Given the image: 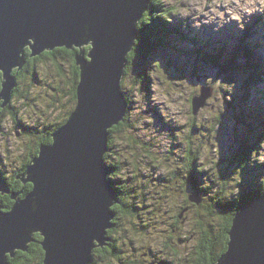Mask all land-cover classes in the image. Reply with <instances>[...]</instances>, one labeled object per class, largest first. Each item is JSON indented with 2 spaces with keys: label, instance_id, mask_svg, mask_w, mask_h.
I'll use <instances>...</instances> for the list:
<instances>
[{
  "label": "rangeland",
  "instance_id": "374dc122",
  "mask_svg": "<svg viewBox=\"0 0 264 264\" xmlns=\"http://www.w3.org/2000/svg\"><path fill=\"white\" fill-rule=\"evenodd\" d=\"M160 26V40L155 33L133 40L122 63L127 114L117 130L108 129L103 158L118 202L93 264H215L228 247L233 214L264 194H254L264 183L257 173L264 170V3L146 0L136 37ZM82 48H48L39 58L24 48L16 54L21 61L9 72L14 82L0 105V177L9 191L0 195L2 209L13 203L11 192L23 198L29 185L21 181L25 170L17 177L21 188L7 184L25 160L28 139L50 137L73 110L71 57L89 53ZM131 52L134 67L127 69ZM32 143L37 150L46 144ZM209 241L210 256L202 250Z\"/></svg>",
  "mask_w": 264,
  "mask_h": 264
},
{
  "label": "water",
  "instance_id": "95a60500",
  "mask_svg": "<svg viewBox=\"0 0 264 264\" xmlns=\"http://www.w3.org/2000/svg\"><path fill=\"white\" fill-rule=\"evenodd\" d=\"M145 4L0 0V105L9 99L14 82L9 72L21 61L16 54L22 48L26 55H36L86 44L89 52L85 56L80 50L72 59L73 110L26 164L24 197L11 192L10 208L0 206V264H9L7 254L14 257L15 249L25 251L33 232L40 237L41 264H93L94 248L108 240L111 207L118 199L103 158L108 129L125 117L122 63L137 40L134 29ZM8 192L0 177V194ZM188 197L197 203L196 195ZM230 223L228 247L215 264H264V194L241 205Z\"/></svg>",
  "mask_w": 264,
  "mask_h": 264
},
{
  "label": "trees",
  "instance_id": "16d2710c",
  "mask_svg": "<svg viewBox=\"0 0 264 264\" xmlns=\"http://www.w3.org/2000/svg\"><path fill=\"white\" fill-rule=\"evenodd\" d=\"M157 8V7H156ZM161 15L162 16H164V17H167L168 18V15L169 14H167V12L165 11V12H162L161 13ZM164 26H163V30H164ZM161 31H162V29H161V26L159 27V31H155V30H153V31H150V30H145L144 31V33H142L141 35H140V37H138L137 38V40H136V42L137 43H141V41H143L147 36L146 35H148L149 33V35L151 36L153 33H155L156 34V37H157V39L158 38H161L162 37V35L160 34L161 33ZM165 31V30H164ZM152 33V34H151ZM139 35V34H138ZM160 40V39H159ZM244 52V51H243ZM45 53H47V52H45ZM44 54V52L41 54V55H38L37 57L39 58V57H42V55ZM131 56H129L128 57V66L129 67H127V69H129V68H133L134 66H131L130 67V65H133V62L135 61V59H134V57H133V52H131ZM71 59H73V57H71ZM72 61V60H71ZM137 66V68L136 69H138V65H136ZM75 71H76V69L74 70V73H75ZM71 75H72V73H71ZM74 77H75V75H73ZM60 77V76H59ZM140 78H139V81H143V77L142 76H139ZM72 90H73V95L71 94L70 95V100H71V103H70V101H68L71 105H73V96L75 97V80H74V88L72 87ZM227 91H229V90H227ZM70 93V92H69ZM232 108V107H231ZM5 109H9V110H11L12 108L11 107H9V106H6V108ZM70 109H72V108H69L67 111H70ZM127 111V110H126ZM126 114H127V112L125 113V117L124 118H126ZM67 115H68V112H67V114H66V117H67ZM66 120V118H64V121ZM13 121H14V116H13ZM15 122V121H14ZM121 122L122 121H120L119 123H118V125H116V126H114V127H112V130L114 131V130H117L118 128H119V126L121 125ZM25 126V125H24ZM23 127V126H22ZM111 130V131H112ZM37 141L34 139V140H29L28 139V141H27V146H29L30 144L32 145L33 143L32 142H35V143H39V141H43V142H45V143H47V142H49L50 140H51V138L50 137H48V136H46V135H39V136H37ZM110 145V144H109ZM33 146V145H32ZM111 146H108V149L110 148ZM36 152H37V146L36 147H34V149L31 151V152H29L28 151V156H27V158L24 160V162H23V164H22V166L21 167H19L16 171H15V173L13 174V176L10 178V180H11V182L9 181V179H7V184H8V188L10 189V190H16L17 188H21V186H22V182L20 181V179L19 178H17L18 177V175H19V173L21 172V170H24L25 169V167H26V164L28 163V161H29V159H31L35 154H36ZM108 152V151H107ZM106 152V154L108 155V153ZM106 154H105V159H106ZM111 171H112V166H110V168H109ZM257 169H259V168H257ZM259 175H261L262 176V178L264 177V170L263 169H260V172H257ZM250 178H255V177H253V176H251ZM19 179V180H18ZM113 180H115V181H117L116 179H113ZM26 187H27V185H25ZM124 191H125V189H123ZM123 190H119V191H122L121 193H123V194H125V192L123 191ZM26 190H24L23 192H25ZM255 191H257V192H255L254 194H259V193H261L262 191H264V183L263 182H261L260 184H259V186H258V189L256 190L255 189ZM254 194L252 195V197L251 198H253V196H254ZM1 195V194H0ZM5 197H7V198H9L8 196H5ZM6 201V200H5ZM240 201V203H242V199L241 200H239ZM7 202V201H6ZM4 203V202H3ZM10 205H11V202L9 203V204H4V206H6L7 208H5V209H8V208H10ZM215 207H216V205H215ZM231 208H233V207H230V209ZM208 210H209V208H208ZM110 234H108L107 233V236H109ZM37 238V240H35L34 242H32L31 244H29V248H28V251L27 252H25V253H20V252H18V254L16 255V256H14L13 258H11L10 259V262H9V264H41V261H42V254H41V249L39 248V246H38V240L40 239V238H38V237H36ZM203 241H201V243H203L204 242V238L202 239ZM112 246H113V248H112ZM108 248H109V251L111 252L112 250H114V248L116 249V246H115V244L113 245V244H111V242H110V245L108 246ZM108 251V249H107V251H105L106 253H108L109 252Z\"/></svg>",
  "mask_w": 264,
  "mask_h": 264
},
{
  "label": "flooded vegetation",
  "instance_id": "af4514ba",
  "mask_svg": "<svg viewBox=\"0 0 264 264\" xmlns=\"http://www.w3.org/2000/svg\"><path fill=\"white\" fill-rule=\"evenodd\" d=\"M46 55H48V53L46 54ZM42 57H44V54L42 55ZM20 122H22L21 120H19ZM20 126H23V123H20ZM35 143V142H34ZM26 149H28V151L29 152H31L33 149H34V147L30 144L29 146H26L25 147ZM28 151H27V153L25 154V159L27 158V156H28ZM201 228L203 229L204 228V226L202 225L201 226ZM204 233V236L202 237V239L204 238V237H206V235H207V232L205 231V232H203ZM206 241V240H205ZM204 241V242H205ZM203 242V243H204ZM213 244V241L211 242V241H209L205 246H203V248H202V250L204 251L205 249L207 250V255L208 256H210V251L207 249V247L208 248H210V246ZM215 248V247H214ZM215 250H216V248H215Z\"/></svg>",
  "mask_w": 264,
  "mask_h": 264
},
{
  "label": "bare ground",
  "instance_id": "6f19581e",
  "mask_svg": "<svg viewBox=\"0 0 264 264\" xmlns=\"http://www.w3.org/2000/svg\"><path fill=\"white\" fill-rule=\"evenodd\" d=\"M203 25V24H202ZM245 31H246V28H245ZM159 40V39H158ZM145 42V41H144ZM132 50V49H131ZM45 51V50H44ZM44 51H42V52H44ZM243 51V50H242ZM42 52L41 53H39V54H36V56H38V55H41L42 54ZM79 52V51H78ZM86 53V52H85ZM125 64V63H124ZM23 66V65H22ZM127 68V67H126ZM15 76V75H14ZM199 77V76H198ZM15 79H16V77H15ZM16 84V83H15ZM200 88V87H199ZM126 113V112H125ZM57 123V122H56ZM61 126V125H60ZM57 132V131H56ZM54 133V132H53ZM49 144V143H48ZM258 170V169H257ZM23 182V181H22ZM9 193V192H8ZM19 197V196H18ZM114 216H115V212H114ZM113 223V222H112ZM112 228V227H111Z\"/></svg>",
  "mask_w": 264,
  "mask_h": 264
},
{
  "label": "snow or ice",
  "instance_id": "6c2138e0",
  "mask_svg": "<svg viewBox=\"0 0 264 264\" xmlns=\"http://www.w3.org/2000/svg\"><path fill=\"white\" fill-rule=\"evenodd\" d=\"M260 3H264V0H259Z\"/></svg>",
  "mask_w": 264,
  "mask_h": 264
}]
</instances>
